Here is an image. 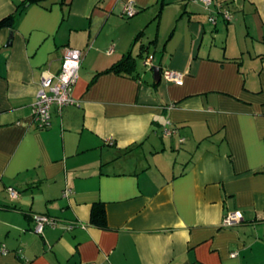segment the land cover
<instances>
[{"label": "crops", "instance_id": "obj_1", "mask_svg": "<svg viewBox=\"0 0 264 264\" xmlns=\"http://www.w3.org/2000/svg\"><path fill=\"white\" fill-rule=\"evenodd\" d=\"M22 1L0 0L16 15L0 26V264H264V0ZM66 46L77 102L42 128L33 103ZM129 52L133 72L106 71ZM35 212L57 223L38 233Z\"/></svg>", "mask_w": 264, "mask_h": 264}, {"label": "built area", "instance_id": "obj_2", "mask_svg": "<svg viewBox=\"0 0 264 264\" xmlns=\"http://www.w3.org/2000/svg\"><path fill=\"white\" fill-rule=\"evenodd\" d=\"M207 7H210L213 0H202ZM136 7L132 1L127 2L124 7V13L130 17L136 13ZM221 12L223 17L227 20L232 18V13L228 9H220V11L213 10L210 19L217 20V14ZM151 57H146L145 62H149ZM82 62V50L73 46H66L63 53V61L61 69L58 72L44 71L41 78L40 87L36 94V100L33 103L32 116L39 127H48L51 124L52 106L57 105L60 109L64 105L76 103L77 99L72 94L73 85L79 77V69ZM162 74L168 81L175 83H183V72L166 67L163 69ZM166 133L172 130L165 127ZM12 196L16 197L19 194L18 189L14 186H7ZM66 189V193L69 192ZM243 218L241 210L228 212L223 219V224L232 225L239 222ZM35 225L34 230L42 233L47 224L55 225L57 218L47 213L35 212L34 213ZM235 254V253H234Z\"/></svg>", "mask_w": 264, "mask_h": 264}, {"label": "trees", "instance_id": "obj_3", "mask_svg": "<svg viewBox=\"0 0 264 264\" xmlns=\"http://www.w3.org/2000/svg\"><path fill=\"white\" fill-rule=\"evenodd\" d=\"M33 0H23L20 2L17 6L18 10H23L25 6ZM15 20L16 15L15 13L7 14L0 18V26H6L10 28L15 27ZM141 34V33H140ZM139 34V35H140ZM139 35L137 38H139ZM154 42V40H151L147 46L146 44H143L141 46V56H145L144 49L148 50L149 46ZM148 56V55H147ZM136 68V59L135 56L132 55L131 52L125 54L120 60L116 61L111 67L106 69V71L114 70L116 72H124V73H131ZM101 72V71H100ZM90 222L92 224H95L100 227H106L107 226V215H106V208L105 204L102 201H95L92 205L91 209V216H90Z\"/></svg>", "mask_w": 264, "mask_h": 264}, {"label": "water", "instance_id": "obj_4", "mask_svg": "<svg viewBox=\"0 0 264 264\" xmlns=\"http://www.w3.org/2000/svg\"><path fill=\"white\" fill-rule=\"evenodd\" d=\"M14 40V29H11L10 30V33H9V37L7 38L6 42H5V45H10L12 44ZM155 75L156 77L159 79L160 77V67L159 66H155Z\"/></svg>", "mask_w": 264, "mask_h": 264}, {"label": "rangeland", "instance_id": "obj_5", "mask_svg": "<svg viewBox=\"0 0 264 264\" xmlns=\"http://www.w3.org/2000/svg\"><path fill=\"white\" fill-rule=\"evenodd\" d=\"M143 59V58H142ZM141 58H138V66L141 67V68H144V66L146 67L145 64H143V60ZM175 156V155H174ZM177 156V155H176Z\"/></svg>", "mask_w": 264, "mask_h": 264}]
</instances>
